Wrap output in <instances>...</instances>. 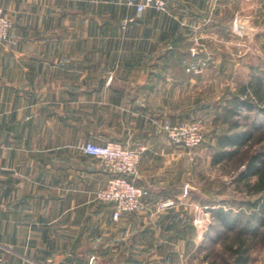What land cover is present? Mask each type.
<instances>
[{
	"label": "crops",
	"instance_id": "crops-1",
	"mask_svg": "<svg viewBox=\"0 0 264 264\" xmlns=\"http://www.w3.org/2000/svg\"><path fill=\"white\" fill-rule=\"evenodd\" d=\"M220 2L139 13L124 0H0L14 18L13 41L0 42L5 264H181L161 254L178 252L162 236L194 227L183 206L158 204L185 198L198 151L172 143L162 125L200 117L213 143L225 123L231 100L215 105V75L230 72L231 54L191 49L216 25L206 18ZM224 25L216 44L229 35ZM90 140L142 148L134 179L151 194L139 209L116 219L113 204L95 198L110 173L83 150Z\"/></svg>",
	"mask_w": 264,
	"mask_h": 264
},
{
	"label": "rangeland",
	"instance_id": "rangeland-1",
	"mask_svg": "<svg viewBox=\"0 0 264 264\" xmlns=\"http://www.w3.org/2000/svg\"><path fill=\"white\" fill-rule=\"evenodd\" d=\"M219 1L221 5L223 3L224 9L215 12L213 4L206 19L216 25L225 24V32L229 33L228 36L225 35V43L222 45L214 42V37L222 36V29L211 25L208 33H202L195 47L191 48L197 52L216 53L224 50L231 54L230 72H217L215 75V105L218 97L228 103L241 85L249 82L254 75L258 74L264 78V0ZM199 69L196 63V68L189 71ZM261 105L264 107V102ZM263 109L244 108L241 115L235 116L239 117L242 123L239 129L253 132L238 148L235 157L226 158L220 163L214 162V153L217 151L214 146L216 139L213 143L211 139L215 136L212 133L214 128L212 129L211 124L205 126V121L201 120L205 140L193 148L198 152L192 159L191 179L184 185L185 198L177 203L183 206L184 212L187 211L186 214H189L191 220L188 221L194 228L192 234L187 236H162V241L168 240L166 243L169 246L178 249L175 253H161L166 255L168 261H179L181 264H232L234 256L230 245H238L245 240V245L250 251L247 264H264V225L259 224L260 214H257L256 219L251 217L252 211H255L251 203L260 194L251 193L244 180L239 179L241 170L245 168L251 156L255 152L264 151ZM221 113L223 114V111ZM223 118L224 114L221 116V119ZM227 125L225 122L219 129V134ZM205 127L208 129L205 130ZM219 209H224L226 223L220 220ZM200 211L203 212L201 216Z\"/></svg>",
	"mask_w": 264,
	"mask_h": 264
},
{
	"label": "built area",
	"instance_id": "built-area-1",
	"mask_svg": "<svg viewBox=\"0 0 264 264\" xmlns=\"http://www.w3.org/2000/svg\"><path fill=\"white\" fill-rule=\"evenodd\" d=\"M179 0H124V3L134 6L139 13L148 8L171 13L172 6ZM14 26V18L7 14L0 6V42L13 41L11 29ZM196 53V49H192ZM196 68L194 62L187 67L188 70ZM170 141L177 145L189 148L199 146L205 140L201 119L184 120L174 123L166 118L162 125ZM86 153L95 155L102 160L104 169L110 173V178L105 187L95 192V198L113 204V216L119 219L123 213L139 209L144 199L151 194L149 188L138 184L135 177L139 174V162L142 148H135L119 140H110L105 143L87 141L82 145ZM187 192V189L185 190ZM178 203L175 198L160 201V209L174 206ZM202 211L199 212L201 216ZM92 262L94 260L91 258ZM0 264H5L0 256Z\"/></svg>",
	"mask_w": 264,
	"mask_h": 264
},
{
	"label": "trees",
	"instance_id": "trees-1",
	"mask_svg": "<svg viewBox=\"0 0 264 264\" xmlns=\"http://www.w3.org/2000/svg\"><path fill=\"white\" fill-rule=\"evenodd\" d=\"M264 78L260 75H254L251 80L241 85L238 91L233 95L230 107L224 109V122L228 123L224 131L218 135L215 143L217 151L214 153V162L220 163L226 158H233L238 154L239 147L249 138L253 131L239 129L242 123L239 116L244 108L248 110H262L261 105L264 102ZM264 110V109H263ZM239 129V130H237ZM264 151L255 152L245 168L241 170L239 179L244 180L246 188L255 194H260L251 203L253 208L252 216L256 219L257 214H260L258 219L259 224L264 225ZM256 177V179H252ZM224 209L218 210V215L222 223H226L223 216ZM231 252L234 256L232 264H247L250 259L249 248L245 245V240H242L238 245H230Z\"/></svg>",
	"mask_w": 264,
	"mask_h": 264
},
{
	"label": "water",
	"instance_id": "water-1",
	"mask_svg": "<svg viewBox=\"0 0 264 264\" xmlns=\"http://www.w3.org/2000/svg\"><path fill=\"white\" fill-rule=\"evenodd\" d=\"M93 262H94V260H93Z\"/></svg>",
	"mask_w": 264,
	"mask_h": 264
}]
</instances>
